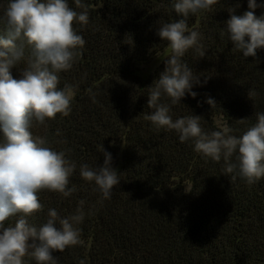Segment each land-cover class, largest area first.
Masks as SVG:
<instances>
[{"label": "trees", "instance_id": "obj_1", "mask_svg": "<svg viewBox=\"0 0 264 264\" xmlns=\"http://www.w3.org/2000/svg\"><path fill=\"white\" fill-rule=\"evenodd\" d=\"M68 2L75 9L74 0ZM82 3L89 22L74 28L85 44L73 67L59 73V87L73 88L71 111L44 125L34 122L31 129L76 162L69 187L77 190L69 197L40 192L44 208L30 222L44 223L50 208L61 217L74 214L85 201V218L77 225L81 243L54 253L59 264H264V178L249 185L237 175L231 182L223 158L217 162L198 153L193 140L182 143L174 130L157 129L144 118L152 111L148 88L165 65L146 80L137 72L168 46L157 35V22L180 19L173 0ZM230 8L243 15L248 0H218L210 11L188 17L189 27L201 33L205 53L201 57L192 48L182 58L200 79L192 88L197 95L186 93L176 105L167 97L162 102L170 105L174 120L198 115L201 127L211 132L223 130L215 123L220 116L229 134L240 137L257 122L256 113H264V49L255 57L233 51L224 31ZM255 14L264 15V8ZM4 26L0 9V32ZM23 68V62L13 67V77L20 79ZM249 91L255 93L251 98ZM101 145L120 172L110 199L79 174L83 163L103 164ZM231 160L236 162L235 154ZM17 219L9 217L5 226Z\"/></svg>", "mask_w": 264, "mask_h": 264}, {"label": "clouds", "instance_id": "obj_2", "mask_svg": "<svg viewBox=\"0 0 264 264\" xmlns=\"http://www.w3.org/2000/svg\"><path fill=\"white\" fill-rule=\"evenodd\" d=\"M218 0H173V8L180 19L158 21L157 35L168 42L171 54L163 60L164 71L148 88V107L152 109L145 119L157 128L174 130L180 142L194 141V150L214 161L223 158V172L231 182L237 175L251 185L264 178V113H256L257 122L242 136L229 134V129L205 132L201 116L189 115L173 119L171 107L162 102L170 98L171 105L181 103L186 93L193 98L194 84L200 79L192 68L182 61L185 53L195 48L205 55L200 43L201 33L189 27L187 19L210 11ZM75 9L68 0H8L3 10L4 28L0 32V264H26L28 257L35 264H59L57 252L81 243V229L85 218V201H79L74 214L61 217L54 208L48 209L47 219L37 225L29 217L41 212L44 205L39 193L50 191L64 197L76 192L69 187L70 177L76 171L75 161L67 158L64 150L57 151L46 137L33 135L34 122L44 125L57 114L69 115L73 88H60L59 73L73 67L81 54L85 40L74 24L87 25L88 6L74 0ZM264 3L248 0V11L243 15L228 11L226 21L228 38L233 51L244 57H255L264 49V15L255 10ZM76 9H81L77 11ZM222 31V35L224 34ZM27 50V54H26ZM23 62L21 78L12 75V68ZM255 93L249 91L251 98ZM213 107L215 101H207ZM103 164L95 167L87 163L79 166L80 177L94 183L103 199H110L113 188L120 184L119 170L113 167V157L103 145ZM236 155V162L231 158ZM235 173V174H233ZM17 216L14 224L5 226L9 217ZM79 264H85L80 260Z\"/></svg>", "mask_w": 264, "mask_h": 264}, {"label": "rangeland", "instance_id": "obj_3", "mask_svg": "<svg viewBox=\"0 0 264 264\" xmlns=\"http://www.w3.org/2000/svg\"><path fill=\"white\" fill-rule=\"evenodd\" d=\"M8 0H0V9L4 10V8L7 5ZM171 54L170 48L167 46L165 49H163L161 52L153 56L148 62L142 64L139 67V70L137 72V76L143 80H146L148 77H150L161 65L163 60L167 58ZM74 95V94H73ZM74 97V96H73ZM215 123L221 127L222 129L225 128V121L222 117L217 116L215 118Z\"/></svg>", "mask_w": 264, "mask_h": 264}]
</instances>
